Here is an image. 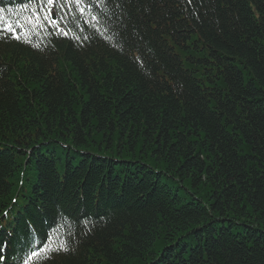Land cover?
Segmentation results:
<instances>
[{"label":"trees","instance_id":"trees-1","mask_svg":"<svg viewBox=\"0 0 264 264\" xmlns=\"http://www.w3.org/2000/svg\"><path fill=\"white\" fill-rule=\"evenodd\" d=\"M106 7L0 35V264H264V0Z\"/></svg>","mask_w":264,"mask_h":264},{"label":"bare ground","instance_id":"bare-ground-1","mask_svg":"<svg viewBox=\"0 0 264 264\" xmlns=\"http://www.w3.org/2000/svg\"><path fill=\"white\" fill-rule=\"evenodd\" d=\"M98 2V9L101 7L103 9H110V7H106V4L108 2V0H97ZM104 3V4H103ZM100 8V9H101ZM101 12V10H100ZM28 39H31V36L29 33L27 32H22L21 33V37H20V40L18 41L19 44H22L23 46H27V47H30L31 49H35V50H39L40 48H42L44 45H40V46H37V45H31V44H28L27 43V40ZM36 42L34 41V44ZM53 42L49 41L46 36L44 37V41H43V44H48V45H51ZM44 48V47H43Z\"/></svg>","mask_w":264,"mask_h":264},{"label":"snow or ice","instance_id":"snow-or-ice-1","mask_svg":"<svg viewBox=\"0 0 264 264\" xmlns=\"http://www.w3.org/2000/svg\"><path fill=\"white\" fill-rule=\"evenodd\" d=\"M53 2H54V0H47V3H48V4H52ZM74 2H75L77 5H79L80 0H74ZM80 11H81V13H83L84 9H83V8H80ZM44 19H48V17L45 16ZM30 22H31V20H30ZM0 24H3L4 27L6 28V30H8V31H14V30H15V25L9 23V22L5 19L4 15H3V13H2V10H0ZM16 38L19 39V36L17 35ZM55 250H64V251H66V250H67V246H66V244H64V243H61L60 246H59V248H58V249H55ZM38 255H39V253L36 252V251H33V252L31 253V256H38Z\"/></svg>","mask_w":264,"mask_h":264}]
</instances>
